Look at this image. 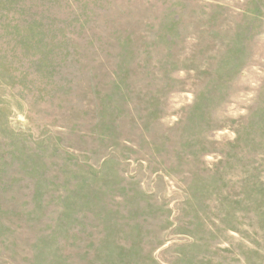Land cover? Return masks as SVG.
<instances>
[{
  "label": "rangeland",
  "instance_id": "rangeland-1",
  "mask_svg": "<svg viewBox=\"0 0 264 264\" xmlns=\"http://www.w3.org/2000/svg\"><path fill=\"white\" fill-rule=\"evenodd\" d=\"M0 264H264V0H0Z\"/></svg>",
  "mask_w": 264,
  "mask_h": 264
}]
</instances>
